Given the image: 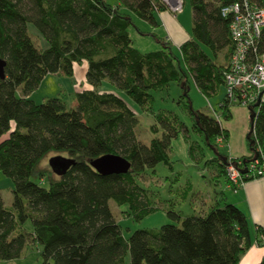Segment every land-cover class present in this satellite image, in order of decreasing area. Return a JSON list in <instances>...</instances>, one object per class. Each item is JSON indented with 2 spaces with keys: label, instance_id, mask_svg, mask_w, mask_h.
I'll use <instances>...</instances> for the list:
<instances>
[{
  "label": "trees",
  "instance_id": "obj_1",
  "mask_svg": "<svg viewBox=\"0 0 264 264\" xmlns=\"http://www.w3.org/2000/svg\"><path fill=\"white\" fill-rule=\"evenodd\" d=\"M234 1L218 0L210 7L207 0H188L192 37L177 48L155 32V13L167 9L161 0H0V58L5 60L0 138L7 135L0 139V170L14 185L11 209L0 194V261L19 258L31 243L41 246L45 264H239L252 238L246 214L233 203L214 205L204 214L171 209L173 222L129 236L109 206L110 200L128 203L137 219L152 209L140 200L136 176L160 162L172 168V139L186 128L181 121L180 126L163 122L161 136L141 142L130 102L153 103V92L171 82L181 87L192 127L213 150L209 161L220 172L229 159L242 171L257 149L264 151V100L248 106L250 154L235 158L217 144L219 137L228 143V129L214 114L195 109L189 95L191 82L206 98L224 86L233 43L231 18L223 16L222 7ZM139 19L150 30L142 29ZM29 23L45 47L34 43ZM131 26L161 48L134 47ZM258 48L264 51V33ZM222 49L225 61L219 59ZM75 63L87 64L85 78L92 86L76 93V106L57 96L40 103L32 99L49 74L72 77ZM232 103L226 96L221 100L225 120L231 118ZM110 154L124 157L128 169L102 170L100 161ZM256 264H264V254Z\"/></svg>",
  "mask_w": 264,
  "mask_h": 264
},
{
  "label": "rangeland",
  "instance_id": "obj_2",
  "mask_svg": "<svg viewBox=\"0 0 264 264\" xmlns=\"http://www.w3.org/2000/svg\"><path fill=\"white\" fill-rule=\"evenodd\" d=\"M207 1L210 7H214L218 4V0ZM183 4L182 12H177V15L180 19L189 21L191 18L193 19L191 5L188 0H185ZM141 28L143 27L141 26ZM129 30L133 46L140 51H153L161 48V44L153 37L149 35H139L136 32L137 29L133 26H131ZM28 32L38 47L41 48L46 46L44 38L31 23L28 24ZM225 52V49L219 52V59L224 60ZM85 68V63H75L72 77L62 72L49 74L43 79L39 87L33 91L32 99L40 103L47 98L57 96L62 98L67 106H76V93L92 88L85 78ZM181 93V87L177 85L176 82H171L169 85L153 92V103H148L143 107H139V105L130 102L137 113L138 123L135 127V133L137 139L141 142L149 143L153 137L161 136L163 132V122H170L175 126H180L181 121L184 123L186 131L182 130L172 139V147L170 150L172 168L160 162L154 167V170L147 168L145 173L141 176H136V182L141 188L139 189L140 200L146 203L147 207L152 208L147 214L137 219L130 211L131 209L128 203L117 205L113 200L109 201L112 213L116 221L121 225L125 236H129L130 233L136 229H156L164 223L173 222L172 218L167 213L168 210L181 209L184 212L190 211L193 209V207L189 205L191 197L199 198L201 194L204 195L209 189V182L212 179V170L216 166L214 162L209 160L213 158L214 152L206 145L201 133L193 129L189 109L185 106L184 100L180 99ZM189 95L192 100V106L195 109L214 114L219 118L221 124L226 125L227 120L221 117L218 106V101L226 96L223 86L216 95L206 98L191 82ZM257 101L258 99L248 104V106H251V109L255 108ZM244 106L249 113L248 106ZM247 112H245V114ZM230 124L233 140V138L237 137L242 128L241 117L238 115ZM217 144H219V150L221 152H227L226 144H223V141L219 142L217 140ZM190 145L192 151L190 150ZM257 151L259 150L257 149ZM255 158L256 157L251 161ZM44 162L47 165V158ZM237 162L241 163L239 159H237ZM228 163L233 162L229 159ZM31 178L35 181L38 180L34 176ZM189 182L193 184V187L188 191L187 185H189ZM13 186V180L0 170V194L8 209L12 208ZM184 191H186V196L183 195ZM142 205L143 204H141L140 207H142ZM191 213L200 214V211L195 208V211L192 210ZM25 227L27 230L31 229L29 221L26 223ZM40 251V245L29 243L22 256L11 260H1L0 264H45Z\"/></svg>",
  "mask_w": 264,
  "mask_h": 264
},
{
  "label": "crops",
  "instance_id": "obj_3",
  "mask_svg": "<svg viewBox=\"0 0 264 264\" xmlns=\"http://www.w3.org/2000/svg\"><path fill=\"white\" fill-rule=\"evenodd\" d=\"M155 15L158 22V27L155 29V32L158 35L165 37L167 40H170L175 47L178 48L180 44L192 37V18L189 21L186 19H180L177 13L168 8L157 11ZM138 24L140 27H143L142 29L150 30V26L146 21L139 19ZM136 32L139 35H142L137 30ZM85 66L86 68L84 72H86L87 69L86 63ZM223 87L225 88V86ZM221 100L218 101V106L220 105ZM245 108L244 105L232 103L230 106L231 118L227 120L226 125L221 124L224 128L228 129L230 134L229 141L226 144L227 152H223L230 157L238 158L250 154L246 145V133L249 128V113L246 111L247 108ZM245 112L248 113V116ZM238 115L242 120V128L237 137L232 140L230 123ZM5 137H7V135L2 136V138ZM211 176L212 179L209 182L210 186L208 191L204 195L199 193L201 194L199 198L191 197L189 205L193 207V209L187 212H184L181 209L179 211L182 214H195L191 212L192 210L195 211V208H197L199 209L200 214H204L214 205L222 206L225 203L235 204L246 214L250 224L249 227L252 238V245L241 257L239 264H256L264 254V179L251 178L246 180L238 187V189L234 190L228 184L225 172H220V169L217 166L213 168ZM192 187L193 184L189 182V185H187L188 191L191 190ZM185 194L186 191L183 192L184 196H186ZM258 241L260 242L258 243Z\"/></svg>",
  "mask_w": 264,
  "mask_h": 264
},
{
  "label": "built area",
  "instance_id": "obj_4",
  "mask_svg": "<svg viewBox=\"0 0 264 264\" xmlns=\"http://www.w3.org/2000/svg\"><path fill=\"white\" fill-rule=\"evenodd\" d=\"M168 9L177 13L183 10L184 0H161ZM223 16H230V33L233 49L224 71L225 95L233 103L247 105L260 98L264 100V51L258 43L264 33V2L236 0L222 7ZM219 142L222 139H217ZM256 158L243 173L233 163L225 166L228 184L235 190L248 178L264 179V151L258 149ZM237 164H240L237 162Z\"/></svg>",
  "mask_w": 264,
  "mask_h": 264
},
{
  "label": "water",
  "instance_id": "obj_5",
  "mask_svg": "<svg viewBox=\"0 0 264 264\" xmlns=\"http://www.w3.org/2000/svg\"><path fill=\"white\" fill-rule=\"evenodd\" d=\"M4 67H5V60L0 58V78L5 77ZM259 102L260 101L258 99L255 105H258ZM252 117L253 114H251V119ZM256 156L257 155H255V157ZM99 167L107 172H124L128 169L129 163L124 157L120 155L110 154L102 157ZM245 171L246 169H242V172Z\"/></svg>",
  "mask_w": 264,
  "mask_h": 264
}]
</instances>
